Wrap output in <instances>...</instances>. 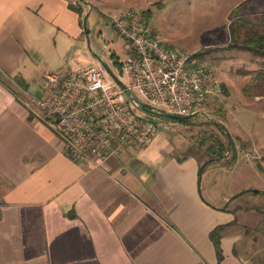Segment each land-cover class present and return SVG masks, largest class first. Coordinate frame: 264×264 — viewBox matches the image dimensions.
<instances>
[{
  "label": "crops",
  "instance_id": "1",
  "mask_svg": "<svg viewBox=\"0 0 264 264\" xmlns=\"http://www.w3.org/2000/svg\"><path fill=\"white\" fill-rule=\"evenodd\" d=\"M81 2L0 0V264H264L259 194L234 203L158 137L75 163L21 102L46 73L72 71L93 3L123 13L122 0Z\"/></svg>",
  "mask_w": 264,
  "mask_h": 264
},
{
  "label": "rangeland",
  "instance_id": "2",
  "mask_svg": "<svg viewBox=\"0 0 264 264\" xmlns=\"http://www.w3.org/2000/svg\"><path fill=\"white\" fill-rule=\"evenodd\" d=\"M95 4L89 7L82 21L84 37L76 49L72 71L104 61L120 80L129 84L116 63L126 59L130 45L112 27L108 18L119 11ZM122 4L125 6L120 5L119 9L123 13L130 9L149 12L148 26L152 34L158 36L164 45L194 55L198 60L194 70L206 78L215 91L200 113L188 122L149 114L141 109H136V113L156 125L157 137L168 143L172 154L194 156L202 163L201 168L210 159L199 144L211 133L221 134L218 125H224V131L230 134L236 150L209 164L206 172H215V191H226L231 198L244 193L234 200L236 204H252L250 201L255 192L261 193L259 199L263 200V205L258 208L263 221L264 96L259 98L256 95H264V84L258 82L259 74L264 73V59L251 52L231 50L229 45L236 8H240V16L249 18L252 26L264 31V0H122ZM32 92L33 96H43L42 90ZM134 94L145 103L138 91ZM221 136L227 140L225 134ZM263 232L264 226L260 229V233Z\"/></svg>",
  "mask_w": 264,
  "mask_h": 264
},
{
  "label": "built area",
  "instance_id": "3",
  "mask_svg": "<svg viewBox=\"0 0 264 264\" xmlns=\"http://www.w3.org/2000/svg\"><path fill=\"white\" fill-rule=\"evenodd\" d=\"M108 18L130 45V53L119 62L129 80L127 88L98 63L76 71L48 72L42 81V97L26 94L19 98L58 136L66 155L87 166L120 155L125 147L152 144L157 127L136 113L142 104L159 114L193 117L215 92L194 70L198 64L194 55L164 45L152 34L143 11L130 9Z\"/></svg>",
  "mask_w": 264,
  "mask_h": 264
},
{
  "label": "trees",
  "instance_id": "4",
  "mask_svg": "<svg viewBox=\"0 0 264 264\" xmlns=\"http://www.w3.org/2000/svg\"><path fill=\"white\" fill-rule=\"evenodd\" d=\"M80 7V10L83 13V6L81 0H78ZM76 6L73 5L72 8H75ZM240 11V8H236L234 10V20H233V28L231 29L232 34V43L229 45V49H239L246 52H251L256 57L263 58L264 59V31L259 30L258 28L252 26L250 20L246 16H240L238 13ZM145 18L148 24V19L150 17L149 12L144 13ZM119 65V63H116ZM120 67V65H119ZM261 74V76H260ZM258 77L259 83L264 84V73H260ZM258 87H255V89ZM258 90V89H256ZM256 96H264L261 94H257ZM221 128V134L217 133H211L210 135H207L204 140L199 144L200 149L206 153V155L209 157V159H215L220 158L224 159L230 151H235L236 148H232V142L230 137L225 133L224 125H218ZM222 134L226 135V141L221 136ZM210 144L209 146H207ZM207 148L205 149V147ZM256 194H260L259 192H256ZM219 230H215L212 234L214 243L217 247L219 259H222V250H221V243H220V237H219Z\"/></svg>",
  "mask_w": 264,
  "mask_h": 264
},
{
  "label": "water",
  "instance_id": "5",
  "mask_svg": "<svg viewBox=\"0 0 264 264\" xmlns=\"http://www.w3.org/2000/svg\"><path fill=\"white\" fill-rule=\"evenodd\" d=\"M89 16L86 17L85 19V22L87 21ZM101 63L105 66V68L107 69L108 73L110 74V76L123 88H127L126 84L119 79V77L115 74V72L113 71V69L108 65L106 64L104 61H101ZM141 110L146 112V113H149V114H154V115H162V116H165L166 118H169V119H173V120H179V121H184V122H188L189 119L191 117H183V116H178V115H174V114H169V113H165V114H159V113H156L154 112L153 110H151L149 107H147L146 105L142 104L141 105ZM228 136L230 137V134H228ZM231 139V137H230ZM231 142H232V148H234V142L233 140L231 139ZM229 155V153H228ZM227 155V156H228ZM218 160H220V158H215V159H210L209 161H207L201 168V177L203 175V172L205 170V168L213 163V162H217ZM244 194V193H242ZM242 194H239V195H236L232 198V200H235L236 198H239ZM262 194H264V192H262Z\"/></svg>",
  "mask_w": 264,
  "mask_h": 264
}]
</instances>
